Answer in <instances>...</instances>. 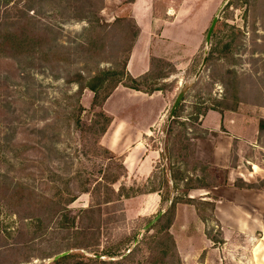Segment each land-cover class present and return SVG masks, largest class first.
Wrapping results in <instances>:
<instances>
[{"label":"rangeland","instance_id":"rangeland-1","mask_svg":"<svg viewBox=\"0 0 264 264\" xmlns=\"http://www.w3.org/2000/svg\"><path fill=\"white\" fill-rule=\"evenodd\" d=\"M224 1L169 0L168 6L155 0L153 16L145 21L155 28L158 58H152L149 76L139 86L160 89L167 103L166 117L146 143L160 153L174 149L175 158L163 164L186 160L201 177H194L198 187L218 184L225 172L191 158L193 146L181 148L179 125L170 127L168 137L178 95L184 93L181 122L195 117L196 108L207 107L264 115V0H230L207 46L208 30ZM134 3L0 0V264H183L168 238L171 234L175 241L171 228L181 204L171 210L170 202H161L150 212L154 200L149 194L122 197L148 188L145 177L123 172L110 186L122 172L123 157L112 152L116 159H111L99 148L102 122H96L101 110L113 120L122 95L107 111V101L95 109V93L82 90L102 79L100 103L115 86L129 83L126 65L138 34ZM127 100L155 107L147 96L134 94ZM78 103L82 113L76 110ZM261 121L257 136L264 142ZM143 122L145 128L151 120ZM193 127L201 138L207 134L197 124ZM136 134L131 131L122 145L133 146ZM187 143L197 146V141ZM157 175V185H165V176ZM193 195L190 206L207 221V235L224 245L212 206ZM162 210L159 222L144 231ZM263 242L233 240L229 264H264ZM254 246L253 256L241 254V247ZM64 252H69L66 259L55 260Z\"/></svg>","mask_w":264,"mask_h":264},{"label":"crops","instance_id":"crops-1","mask_svg":"<svg viewBox=\"0 0 264 264\" xmlns=\"http://www.w3.org/2000/svg\"><path fill=\"white\" fill-rule=\"evenodd\" d=\"M154 1L135 0L133 4L132 15L140 29L126 65L127 74L133 78L148 73L152 58H158L153 45L155 28L152 23L145 24L149 16H153ZM164 1L170 5L169 0ZM134 94L149 97L155 107L147 109L134 101H128L129 96ZM118 97L122 101L118 103L117 111L111 113L113 120L101 139V145L123 157L129 176L148 179L161 154L149 148L146 137L167 115L165 96L159 92L144 95L120 85L107 100V111L110 102ZM251 112L250 115L240 114L239 111H209L202 121L201 127L207 134L197 140L195 157L201 163L225 172V179L218 180L217 186L213 188L191 190L190 196L194 198L193 194H198L202 201L215 204L214 220L221 227L224 245L208 237L209 225L200 218L193 206L178 204L171 232L183 264H229L228 258L233 255V240L264 241V156L257 157L259 151L264 154L263 139L259 141L257 136L259 119L264 120V115L258 117L256 111ZM149 120L148 126L142 128L146 123L143 121ZM133 130L137 133L135 142L127 149L122 144L128 142L126 139ZM147 196L154 200L147 208L151 212L162 202V198L158 193ZM241 248L242 255L250 251L253 256L256 246L251 250Z\"/></svg>","mask_w":264,"mask_h":264},{"label":"trees","instance_id":"trees-1","mask_svg":"<svg viewBox=\"0 0 264 264\" xmlns=\"http://www.w3.org/2000/svg\"><path fill=\"white\" fill-rule=\"evenodd\" d=\"M96 24L93 23V25ZM137 28H138V34L137 37L140 34V29L139 26L137 25V23H135ZM150 72V71H149ZM148 72V73H149ZM146 73L145 75L141 76L140 78H133L129 75H127L129 83H122V82H118V83H122V85L124 87L139 91V92H144L146 94L152 95L157 91H161L160 89H147L144 90L142 89L139 85L141 83L142 80H145L146 78H148L149 74ZM97 81V83L95 82ZM102 81V79H95L94 83L89 84L85 87L82 88V90L88 88L91 91H93L95 93V100L93 102V107L102 109L103 104L110 98V94L107 95L104 98V101L102 102H98L99 100V95H98V89H99V83ZM118 87L115 86L114 90ZM182 107L179 108V110L177 111V113L173 116V118L170 121L169 124V129L167 131V135L168 137H171L173 134L172 129H170L171 126L173 125H179L181 127V130L179 131V134L177 135V138L180 139V143H181V148L183 150H187L189 148V146H193L194 148L191 150V158H193V156L195 157V144L192 145L191 143H187L188 141H197L198 139H200L201 137L196 135L195 129L193 127V124H197L198 126L201 127L202 125V121L204 119V117L207 115V113L210 110H215L212 108H206L203 111H201L199 108H196V112L194 113L196 116L194 117L193 115H190V117L187 119L189 121H179L180 120V111H181ZM225 111H235V108L232 107H225L224 108ZM76 110L80 113H82L84 111V108L78 103V106L76 107ZM97 117H99L98 121L96 122L97 124H100L102 122V125L100 127V134H99V138L100 140L98 141L97 145L99 146V148L101 150H103L106 154L111 156V159H116V156L109 151L108 149H103V147L101 146V139L102 137L106 134L107 130L109 129V126L112 123V119L110 116H108L104 111H100L97 115ZM202 119L199 121V118ZM260 128H264V120L261 121V125ZM195 133L194 137H187L188 135H190L191 133ZM198 132V130H197ZM163 133H165L163 131ZM183 141H187V142H183ZM174 149L166 147L165 149H163V151L160 153L161 154V161L159 163V166L156 165L155 169L153 171V173L151 174V176L148 178L147 180V186L148 188H146L145 190H139L137 191L136 194L133 195H123L122 197L125 198H131V197H135L137 195H141V194H152V193H158L161 195L162 198V202H170L171 203V210H173L178 204H189V205H193L194 200L191 196H190V192L191 190H195V189H209V188H213L217 186V182L216 183H211L208 185H204V186H195L193 183L196 181L194 179V177L196 178H201L200 175H198L195 172V169H189L188 168V163L186 162V160H183L181 163L178 162H170V165H164L163 162L166 160H172L175 158L174 156ZM186 159V158H185ZM196 159V157H195ZM202 164V163H201ZM121 170L122 172L118 175V176H113L111 182H110V186L111 185H115L116 183H118L120 181V177L122 175H125L124 173L127 174V170L125 168L124 162L121 161ZM205 166V165H204ZM124 172V173H123ZM158 172L161 173V175L165 176V185L161 186V185H157V181L156 179L159 177L157 174ZM123 189H120V191H122ZM119 191V192H120ZM112 192L115 193V191ZM174 192H177V194L175 195ZM180 192V193H179ZM201 200V199H200ZM202 201V200H201ZM208 202V201H205ZM210 205L212 206V212H214L215 209V204L213 202H209ZM203 219V218H202ZM203 221H205V219H203ZM207 222V221H206ZM209 237V236H208ZM168 238L172 239L173 241V245H174V249L176 251V253H178V249H177V245H176V241L173 240V237L171 234H168ZM211 239V238H210ZM212 240V239H211ZM215 243H217L215 240H212ZM220 243V242H219ZM179 255V253H178ZM179 257V256H178ZM181 258V257H180ZM66 258H63L62 260H64ZM182 260V259H181ZM60 262V261H59Z\"/></svg>","mask_w":264,"mask_h":264},{"label":"water","instance_id":"water-1","mask_svg":"<svg viewBox=\"0 0 264 264\" xmlns=\"http://www.w3.org/2000/svg\"><path fill=\"white\" fill-rule=\"evenodd\" d=\"M230 0H225L221 6L219 7V9L217 10L213 20H212V23L210 25V28L208 30V33H207V36H206V45L209 46L210 43H211V39H212V36H213V33L215 31V28L218 24V21L220 19V15L221 13L223 12L224 8L226 7V5L228 4ZM207 62V58L204 59V62H203V65H205ZM183 98H184V93H180L178 95V97L176 98L175 100V103L171 109V116H174L176 111L178 110V108L180 107V105L182 104L183 102ZM165 211L162 210L156 217H154V219H152L150 221V223H148L145 227H144V231H148L150 229H152L158 222L159 220L161 219V217L164 215ZM69 254V252H64V253H61L59 255H57L55 257V260H58L60 258H63L65 256H67Z\"/></svg>","mask_w":264,"mask_h":264}]
</instances>
